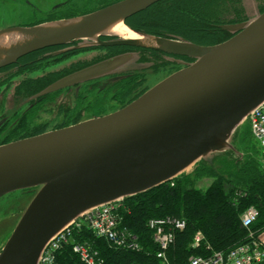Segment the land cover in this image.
I'll return each mask as SVG.
<instances>
[{"label": "water", "instance_id": "obj_1", "mask_svg": "<svg viewBox=\"0 0 264 264\" xmlns=\"http://www.w3.org/2000/svg\"><path fill=\"white\" fill-rule=\"evenodd\" d=\"M160 1L121 0L71 18L0 29V39L22 34L18 42H0V68L71 43L130 46L192 60L179 62L182 68L112 113L0 145V198L36 189L0 250V264H39L50 241L91 210L171 182L198 162L211 165L227 153L241 160L234 136L264 104V12L222 26L233 36L209 46L138 31L135 39L107 33ZM136 59L135 53L111 57L52 88L126 72Z\"/></svg>", "mask_w": 264, "mask_h": 264}, {"label": "trees", "instance_id": "obj_2", "mask_svg": "<svg viewBox=\"0 0 264 264\" xmlns=\"http://www.w3.org/2000/svg\"><path fill=\"white\" fill-rule=\"evenodd\" d=\"M210 2L173 0L170 3V0H163L131 16L130 20H136V27L146 33L162 37L173 34L199 45H213L224 40V33L209 25L210 19L214 17ZM194 14L207 21L196 23ZM229 156L230 153L226 154L225 158ZM217 159L215 158L211 165L200 162L192 175L176 178L122 201L127 213L123 212L120 216L118 227L125 228L131 236H135L138 250L128 247L131 246V238L124 240V247H117L104 239H95L91 234L85 233L83 236L90 238L95 244L103 264H162L156 257L158 247L152 242V233L147 225L151 218H183L186 221V228L182 232L167 228L175 234L174 243L166 254L174 264H182L191 255L206 253L203 243L197 248H191L189 245L193 233L198 230L212 250H225L242 242L247 232L241 226L240 215L248 205L259 209L258 220L252 229L263 230L264 177L258 165L253 160L242 162L235 158L230 159V163L223 164L220 171H216L214 162ZM202 178L213 179L206 191L194 186L195 182ZM55 258V264H85L79 255L72 252L71 244L68 243Z\"/></svg>", "mask_w": 264, "mask_h": 264}, {"label": "flooded vegetation", "instance_id": "obj_3", "mask_svg": "<svg viewBox=\"0 0 264 264\" xmlns=\"http://www.w3.org/2000/svg\"><path fill=\"white\" fill-rule=\"evenodd\" d=\"M72 1L73 0L59 1L53 4L48 10L39 8L30 0H23V4L33 10L35 13L42 15L47 21H51L58 20L60 18H69V15L62 17L58 16L62 15L61 12L64 11V9L70 7L69 4L72 3ZM119 1L121 0H103L104 5L98 9L104 8ZM223 1L225 2L224 5ZM88 3V0H82L83 6H87ZM92 4L94 5L95 1H92L91 5H88L89 8H87L88 10L86 11H80L79 7L76 4L74 5H76V12L90 13L98 10L94 8L95 6L91 7ZM230 4V0H218L216 3L211 5L212 14L214 15V17L210 19L209 25L221 30L224 33L222 37L224 39L223 41L232 37L233 33L225 31L221 27L242 23L245 17L241 8L236 5ZM257 11L259 13L264 12V0L258 5ZM0 29H3V27H0ZM170 36L173 35H166V37ZM100 40L105 42L115 40V38L101 37ZM77 44L78 43H71L65 46L49 47L39 51H35L20 57L12 64L0 68V101H2V99L4 98L5 100L12 99L13 105L15 103L18 108H23L24 110H26L20 115L17 114L16 117H14L13 114H5V111H2L0 113V145L35 137L46 132L59 130L77 124L81 122L80 118L81 115L85 113V110L90 111L89 113H91L92 115L91 117L84 120L101 117L106 114L112 113L138 98L146 90L151 88L166 76L182 68V65L179 62H191L190 60H188L189 58L187 59L186 57L164 54L158 51L144 48L130 46H94L76 48V46H78ZM95 49H102L106 50L107 52L105 56H100L92 61L83 60L81 62H76L75 64L78 65L74 66L73 64L66 70L57 72L50 71L49 73L47 72L48 74L41 75L36 78L26 76L18 84H16L15 87H13V90L10 94L6 92L7 87L10 85V82L23 74L33 73L34 70H39L41 67H50L53 64L63 61L80 52ZM125 53H135L137 55V59L133 64L134 69L132 68L119 75H108L97 79H90L87 81L66 84L63 86L59 85L55 88H52L63 79L74 75L82 69H85L91 65L109 59L111 57H115ZM137 63H139V65H136ZM150 70H160L162 74H164V76L153 83L147 82L145 84V72ZM116 76H119L120 80L112 86L110 91L115 90L116 92L114 91V96L119 97L120 107L117 109H112V107H110L107 110H103L101 109L100 101L97 100L96 102H90L89 100V102H87L88 104L86 103V105H78V108H76V110L73 108L70 114L66 118H62V120H60L59 122H52L51 124L42 125H37L36 123H34L35 121L32 117L33 115L31 117L25 115L27 112L29 115L34 114V112L38 110L42 103L53 99L55 96L61 94L62 92H74V89H76L75 97L77 99L80 98L83 102L85 97L90 96L89 93H91V91L89 90H84V86L92 83L95 84L97 81L103 78H114ZM2 105L6 107L7 101L2 102Z\"/></svg>", "mask_w": 264, "mask_h": 264}, {"label": "rangeland", "instance_id": "obj_4", "mask_svg": "<svg viewBox=\"0 0 264 264\" xmlns=\"http://www.w3.org/2000/svg\"><path fill=\"white\" fill-rule=\"evenodd\" d=\"M30 1L33 2L34 4H36L39 8H41L43 10H48L53 4H55L59 1H63V0H30ZM92 1H95V4L94 5L92 4L91 7L95 6L94 8H96V9H98L104 5L103 0H88V2H89L88 5L89 4L91 5ZM110 1H112V0H110ZM172 1L173 0H170V3H172ZM210 1H211L210 2L211 4H209V5H213L218 0H210ZM262 1L263 0H230V3H231L230 5H236L239 8H241L242 12L245 16L244 21H246L247 18H251V17H254L255 15L259 14V12L257 11V7ZM234 2H235V4H234ZM74 4H76L79 7L80 11H86V10H88L87 8H89L88 5L87 6L82 5V0H75V1L73 0L72 3L69 4L70 7H68L67 9H64V11L61 12L62 15L58 14V15H60L58 17L69 15V18H71V17H74L76 15L78 16L80 14L83 15V14L87 13V12H76V10H75L76 5H74ZM224 4H225V2L223 1V5ZM209 5H207V6H209ZM151 6H149V7H151ZM148 8H146L145 10H147ZM79 9H77V10H79ZM193 16L195 18L194 21L196 23H202V22L207 21L202 16L200 17L196 14H194ZM175 17L177 18L178 16L175 15ZM60 19H62V18H60ZM63 19H66V18H63ZM46 21L47 20L44 19V17L42 15L35 13L29 7L25 6L23 4V0H0V27H3V28L27 27V26L37 25V24H40V23H43ZM125 21L128 22V24L132 27V29L134 31L144 32V31L139 30L140 28L138 26L136 27V24H135L136 20L135 21L133 20L135 23L131 22L130 17H129ZM144 33H146V32H144ZM147 34H150V33H147ZM156 36H159V35H156ZM173 36L181 37L178 35H173ZM184 39H186V38H184ZM220 42H223V40ZM204 46H209V44H206ZM106 52H107L106 50H102V49L101 50L95 49V50L80 52V53H78L72 57H69L63 61H60L56 64H53L50 67H47V66L41 67L39 70L38 69L34 70L33 73L23 74V75L19 76L18 78L14 79L13 81L10 82V85L7 87L6 92L8 94H10L13 90V87H15V85L18 84L26 76L36 78V77H39L41 75H46L50 71L57 72V71L66 70L69 66H71L73 64H74V66L78 65V64H75L76 62H81L83 60L92 61V60H95L96 58H98L100 56H105ZM136 65H139V63H137ZM145 73H146L145 80H144L145 84L147 82L153 83V82L161 79L164 76V74H162V72L160 70H158V71L150 70V71H147ZM114 75H119V74H114ZM114 75H112V76H114ZM119 78H120L119 76H116L114 78H103V79L97 81L95 84L92 83V84H88V85L84 86L83 89L89 90V91H91V93H89L90 96L85 97L83 102L81 101L80 98L77 99L75 97V92H76L75 90L76 89H74V92H62L61 94L55 96L53 99H50L45 103H42L41 106L38 108V110L36 112H34V114L29 115L27 112L25 115L29 116V117H31L33 115L32 117L35 121L34 123H36L37 125H42V124H51L52 122H56V123L59 122L60 120H62V118H66L70 114V112L73 108L76 110V108H78V105H82V104L86 105V103L89 102V100H90V102L91 101L96 102L97 100L100 101L101 109H103V110L104 109L107 110L110 107H112V109H117L120 107L119 97L114 96V93L116 92L115 90H113V91H110V90H111L112 86L117 81L120 80ZM89 91H87V92H89ZM6 101H7V105L5 107L4 105H2V102H6ZM28 106H26V107H28ZM2 111H5V114H8V115L13 114V116L16 117L17 114L20 115L26 110H24L23 108H18L15 103L13 105L12 99L5 100V98H4V99H2V101H0V113ZM89 112L90 111L85 110V113L83 115H81L80 120L82 121L86 118L91 117L92 114ZM234 146H235L236 150H238L241 153V156H242L241 161L242 162L253 160L258 165V168L261 170V164H262L261 154H260V151H259V148H258L256 142L253 140V138L251 136L248 121L244 122L239 127L238 131L236 132V134L234 136ZM230 154H231V156L226 157V158H225L226 154L222 155L220 157H216V159L218 158L217 161L214 162V168L216 171H218V170L220 171L223 164L230 163L229 162L230 159L235 160V158H239V157H235L232 153H230ZM214 159H213V161H215ZM199 163L200 162L196 163L194 166L187 169L178 178H180L182 176H188V175L194 174V170L196 169V167L198 166ZM261 174L263 175L262 170H261ZM263 177H264V175H263ZM212 182H213V179L202 178V179L197 180L195 182L194 186L197 189H201L202 191H206L207 188L210 187ZM171 185H172V183H171ZM35 190L36 189H25V190L14 191V192H11L7 195H4L0 198V250L3 246V244L5 243L6 239L9 237V235H10L12 229L14 228L17 220L19 219L22 211L24 210V208L28 204L29 200L34 195ZM263 195H264V190H263ZM135 207H136V204H135ZM120 210H121V213H119ZM123 212L127 213L125 205L124 204L122 205V202H119L118 206L116 208V211H115V213H116L115 215L117 216L116 219L118 222H120V216H122ZM151 219H154V218H151ZM262 219H264V218H262ZM75 222H77V221H75ZM74 224L69 226V228H70L69 234L70 235L65 236V238H67V239L65 240L64 244L56 252L59 253L61 248L65 244L68 243V244H71V250L73 253H75L73 250V246L79 245V246H82L83 248H85V251H86L85 253H87V254L89 253L93 258H96L95 259L96 263L103 264L102 257L98 254L99 253L98 250L95 249V244L92 243L90 238L85 237L83 235L85 233H88V234H91L95 239L97 237L94 236V234H93V232H91V230H88L87 226H84V227L78 229ZM82 232H84V233H82ZM197 232L201 233L200 230H198ZM197 232L193 233L192 240L189 244L191 246V248H197L202 243L204 244V246L207 245V247L210 248V245H208V243L205 241L203 235H202L203 236L202 242L198 246L193 245L194 244L193 243V237ZM76 239H80V240L77 241ZM101 239H103V238H101ZM105 241H107V240H105ZM244 241H247V235L242 240V242H244ZM242 242H240V243H242ZM240 243H238V244H240ZM111 245L115 246L114 244H111ZM138 249H139V245H137L136 250H138ZM210 249L212 250V248H210ZM226 249H228V248H226ZM57 253H55V257L57 256ZM75 254L78 256L77 253H75ZM166 254H167V252H166ZM55 259L56 258L53 259L51 264H55ZM166 259H167V264H174L168 259V255H166ZM184 262H185V260L182 262V264ZM44 263L49 264V263H47V261H45ZM85 264H88V263H85ZM91 264H94V263H91Z\"/></svg>", "mask_w": 264, "mask_h": 264}, {"label": "built area", "instance_id": "obj_5", "mask_svg": "<svg viewBox=\"0 0 264 264\" xmlns=\"http://www.w3.org/2000/svg\"><path fill=\"white\" fill-rule=\"evenodd\" d=\"M248 124L251 136L261 154V170L264 175V104L249 116ZM118 203L91 210L73 224L78 229L87 226L95 237L103 238L117 247H124V240L131 238V246L128 247L137 249L138 244L135 236H131L125 228L119 229L118 227L117 216L115 215ZM258 217L259 209L254 205L247 207L240 215L241 226L247 232V241L225 250H211L205 245V254L191 255L183 264H264V229L261 231L252 229ZM147 225L152 233V242L158 247L156 257L163 264H167L166 252L173 245L175 237V234L167 228L171 227L176 232H182L186 228V221L183 218L174 220L154 218L148 220ZM69 233L70 228L67 227L50 241L41 255L39 264H45V261L49 264L52 263L56 251L64 244L67 239L65 236H69ZM202 240V234L197 232L193 237V245L198 246ZM73 250L83 262L98 264L89 253H85V248L82 246L74 245Z\"/></svg>", "mask_w": 264, "mask_h": 264}, {"label": "bare ground", "instance_id": "obj_6", "mask_svg": "<svg viewBox=\"0 0 264 264\" xmlns=\"http://www.w3.org/2000/svg\"><path fill=\"white\" fill-rule=\"evenodd\" d=\"M108 34L115 35L121 39H135L139 38L141 35L134 31L132 27L128 24L127 21L124 22H117L113 24L108 30ZM22 38V34L20 33V30L10 33L0 39V42L6 43L15 41L18 42Z\"/></svg>", "mask_w": 264, "mask_h": 264}]
</instances>
